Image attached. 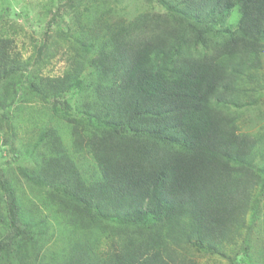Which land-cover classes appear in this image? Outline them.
Wrapping results in <instances>:
<instances>
[{
	"label": "trees",
	"instance_id": "16d2710c",
	"mask_svg": "<svg viewBox=\"0 0 264 264\" xmlns=\"http://www.w3.org/2000/svg\"><path fill=\"white\" fill-rule=\"evenodd\" d=\"M118 1L52 6L51 21L69 10L47 24L60 41L46 32L27 58L0 16V133L27 103L66 127H38L23 205L0 169V264L232 263L264 190V129L238 118L264 92V0Z\"/></svg>",
	"mask_w": 264,
	"mask_h": 264
},
{
	"label": "rangeland",
	"instance_id": "374dc122",
	"mask_svg": "<svg viewBox=\"0 0 264 264\" xmlns=\"http://www.w3.org/2000/svg\"><path fill=\"white\" fill-rule=\"evenodd\" d=\"M65 0H0V16L3 21L8 24H13L16 29L20 28V32L16 36V50L20 52L23 58H27L32 53L33 41L39 43L44 38L50 27H47L48 22L64 28V22L68 21L66 12L60 11L63 18L59 16L54 20H50L53 16L54 8L57 4L64 3ZM140 4L154 6L156 10L159 8L153 0H119L115 4L120 8L119 12L125 6H128L127 11H133ZM141 7V6H140ZM49 9L51 11L49 12ZM124 11V10H123ZM16 14V21L8 19V16ZM50 40L59 42V38L53 31L48 32ZM262 75L264 77V54L262 55ZM65 62L63 56H55L51 60V64L43 69V74L49 77L60 76L64 70ZM264 82V80H263ZM260 100H257L256 106L247 107L238 110L239 125L243 131L257 133L264 129V92L259 95ZM19 103V102H18ZM48 104L40 107L37 103H27L19 110L11 106L9 121L2 122V132L0 133V169L4 170L6 177L13 184L17 183L19 188L25 192V197H21V204L32 196L27 190L20 173L22 169H29L32 159L37 158L39 146L37 144L38 127H54L60 129L63 134V129L66 128L56 120H50L45 115L38 116L37 114H28V111L48 112L50 106ZM41 109V110H40ZM13 140V142H11ZM254 211L247 218V228L243 231L237 244L232 247H227V256L232 258V263L225 258L218 256H207L202 253L196 256L199 264H264V190L261 188L255 193L253 201ZM48 213L47 210H44ZM2 212V213H1ZM0 213L3 214L2 204H0ZM239 254V255H237Z\"/></svg>",
	"mask_w": 264,
	"mask_h": 264
}]
</instances>
